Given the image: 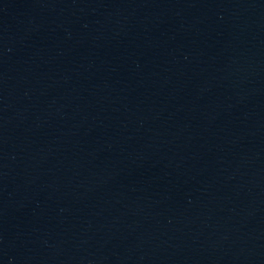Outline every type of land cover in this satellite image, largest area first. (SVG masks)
Here are the masks:
<instances>
[{
    "label": "water",
    "instance_id": "95a60500",
    "mask_svg": "<svg viewBox=\"0 0 264 264\" xmlns=\"http://www.w3.org/2000/svg\"><path fill=\"white\" fill-rule=\"evenodd\" d=\"M0 264H264V0H0Z\"/></svg>",
    "mask_w": 264,
    "mask_h": 264
}]
</instances>
